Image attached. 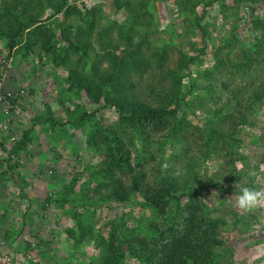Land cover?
Here are the masks:
<instances>
[{
    "label": "rangeland",
    "instance_id": "rangeland-1",
    "mask_svg": "<svg viewBox=\"0 0 264 264\" xmlns=\"http://www.w3.org/2000/svg\"><path fill=\"white\" fill-rule=\"evenodd\" d=\"M5 1L8 0H0V24L6 18ZM68 1L79 8L80 17L74 13L65 19L62 11L53 13L47 0L33 7L30 14L38 12L39 23L52 31H59L68 23L87 30V25L91 24L84 75L94 78V73L107 65L104 57L102 59L104 50H114L112 45L115 44L119 46L118 52L124 47L117 35V25L123 24L125 33L132 20H138L126 8H117L115 0ZM130 1L134 5L138 0ZM199 1L196 8L189 11L188 3L179 9L174 0H149L150 15H145L144 19L150 18V22L136 24V32L130 35L132 41H138L139 36L147 32L151 49H166L162 67L153 69L154 75L141 71L130 74L135 93L152 105L162 103V97L158 89H151L148 83L154 86L162 79L168 87L172 81L168 73L177 68L182 55L195 56L193 62L178 72L179 89L186 91L176 114L177 120L184 124L179 133L182 140L172 144L166 141L160 149H153L150 140L161 136L165 129H149L151 138L143 132H119L115 129L120 123L118 113L110 106L100 107L79 125L73 124L79 113H91L95 108L86 100L82 89L68 88L67 68L77 59L76 53L63 52L68 62L63 66L60 60L54 63L49 53L41 51L39 43L26 50L27 30L10 50L7 37L0 36V92L19 91L23 103V107L16 104L18 110L7 114L9 119L20 121L18 124L8 123V118L0 120L3 134L17 140L32 117L46 113L48 108L64 123L53 128L47 126L48 122L35 125L29 134L30 143L9 160L12 166L8 169L4 161L6 147L0 146V229L6 230L5 234L0 233V240L13 238L17 245L24 246L20 254L19 250L9 251L0 245V254L7 256L4 264H29V261L30 264H104L108 243L115 242L119 228L114 224L117 216L114 208L106 202L95 204L99 196L94 192L99 184L96 179L108 181L95 172L104 158V142L99 137L110 136L112 130L129 147L130 166L117 174L122 181L140 164L149 168L156 161L172 160L170 173L174 176L183 178L185 166L192 169L189 179L193 190L197 188V181L216 178L225 169L226 153L213 131L228 126L230 112L239 116L235 109L237 98L248 108L243 110V119L236 117L238 122L232 125L235 130L232 137L236 138L232 149L237 157L234 179L231 184H225L223 194L205 190L197 196L208 204L210 215L221 220L219 241L214 245L219 264H264V255L258 256V252L264 251V207L244 213L235 207L233 196L239 195L237 184L264 190V97L262 102L250 106L252 88L264 73V53L256 54L260 48L255 46L260 31L252 27L253 22L264 26L261 23L264 22V0ZM13 13L19 20L29 15L19 10ZM245 54L258 59L251 72H242L237 66L244 61ZM95 60L99 61V68L93 70ZM157 71L159 75H155ZM232 92L240 97H232ZM219 108L220 114L216 112ZM129 135L135 141L134 146L128 144ZM89 136L94 137L95 143H88ZM204 151L209 155L203 156ZM150 179H147L149 183ZM134 198L141 199L140 196ZM135 199H131L132 202H136ZM82 200L86 204L80 203ZM215 200L220 204H213ZM120 208L118 221L129 229L139 228V232H143L148 223L158 221L157 211L150 206L121 205ZM173 223L182 229L179 221ZM116 264L144 263L127 255Z\"/></svg>",
    "mask_w": 264,
    "mask_h": 264
},
{
    "label": "trees",
    "instance_id": "trees-1",
    "mask_svg": "<svg viewBox=\"0 0 264 264\" xmlns=\"http://www.w3.org/2000/svg\"><path fill=\"white\" fill-rule=\"evenodd\" d=\"M42 1H5L4 17L6 18L3 19L4 23L1 21L3 24H0V36L7 37V48L10 50L19 42L23 31L27 30L25 49L27 50V48L39 43L41 51L49 53L54 63L60 60V64L63 66L68 63L62 56L63 52L73 51L78 55L77 59H74L67 68L68 88L77 87L82 89L86 100L95 108L91 113H79L75 117L76 122H73V124L79 125L86 117H92L100 107L110 106L118 113L120 123L119 126L117 124L115 129L117 128L119 132L128 130L135 133L143 132L145 136L151 138L149 129H165L161 136L155 139L151 138L150 143L153 149H160L166 141L171 144L174 141H181L182 135L179 133L184 129V124H182V120H177L176 114L180 100L183 99L186 91L179 89L181 79L178 72L193 62L195 56L182 55L177 68L170 70L168 73L172 77L168 87L162 83L164 81L162 79L157 80L154 86L148 83V87L151 89H158V94L162 97V103L160 104L152 105L140 98L135 93V85L130 78V74H138L140 71L148 75H154L152 70L161 68L166 58L165 47L150 48L147 32L141 34L138 41H132L133 38L130 36L136 32L134 28L136 24L144 25L150 22V18L144 19L145 15H150L148 10L149 0H138L134 5L130 0H115L117 8H126L127 12L138 21L132 20L125 33L123 24L117 25V35L119 39L123 40L124 47L119 52L117 44L112 45L114 50L105 49L102 53V59L104 57L107 65L96 71L94 73L95 77L90 79L84 75V72L88 56L87 48L90 41L88 30L91 29V24L87 25V30L71 23H68L59 31L44 28L39 23V13L30 14L33 7L39 6ZM47 1L53 13L62 11L65 19L74 13H77L80 17L79 8L75 4L69 3L68 0ZM199 2V0H174L179 9L187 6L185 4L188 3L189 11H193ZM18 10L29 15L24 20H19V17L13 13ZM10 20H13V22L10 23ZM261 23L264 24V22ZM252 24L254 29L260 31V36L257 37L255 43V46L260 49L257 50L256 54L264 53V26L258 25L256 22ZM233 28H236V26ZM95 61L92 65L93 70L99 68V61ZM256 61H258L256 56L245 54L244 61L237 66L240 67L242 72H251V67L257 65ZM159 73L157 71L155 75H159ZM258 81V84L252 88L253 91L251 90L250 106L262 102L264 97V73ZM246 92L247 87L244 89L243 94L245 95ZM4 94L10 105L7 112H0V120L6 121L8 118V123L18 124L20 121L9 119L11 117H8L7 114L15 112L16 109L18 110V106L23 107V103L20 102L21 94L19 91L12 94L5 92ZM231 96L234 98L240 97L235 92H232ZM241 100L237 98L235 102V109L239 116L234 112H230L231 117L228 126L226 128L219 127V131H213L215 137L219 138V145L221 143V147L224 148L226 153L224 157L225 165H223L225 169H222L216 178L210 177L203 180V182L197 181V188L193 190L190 189L192 182L189 179L193 175L192 169L185 166L186 174L183 170V178L174 176L170 173L173 165L172 160L167 161L170 166L166 170L162 168L163 163L166 161H156L149 168L148 166L147 168L141 167L144 165L140 164L139 168L134 169L131 173L129 172L122 181L120 177H117V174L123 172V168L130 166L129 147L112 130L110 136L103 134L99 137L104 142V147L102 146L104 158L101 161L100 168L95 172L101 174L108 181L99 182L96 179L99 184L96 185L94 192L98 193L99 196L95 199V204L99 205L106 202V204L112 206L115 213H117V216H115L117 220L113 219L114 224L118 225L119 228L115 242L111 240L108 243V252L104 258V264H116L127 255L142 261L144 264H219L218 254L214 252V245L219 241L218 227L221 220L210 215L208 204L199 200L197 194H204L203 191L205 190L208 193L216 191L223 194L225 184H231L230 182L234 179L237 157L234 149H232L234 146L233 141L236 140L234 135L232 137V133L235 131L232 125L238 122L236 117L243 119V110L248 108V105L241 102ZM67 110L70 111V109ZM216 112L220 114L221 108ZM172 119L175 120L172 121ZM46 122H48L47 126H50V128H53L56 124H64L61 122L60 117L48 108L46 113L32 117L31 123L22 128L20 134H18V139L15 141H13L10 134H3V129H0V146L6 147L7 156L4 161L7 162V169L12 166L8 163L9 160L16 153L22 152L30 143L29 134L34 126ZM150 125L151 127L147 129ZM208 133L214 136L212 133ZM89 137L87 139L88 143H95L94 137ZM127 140L129 145H135L132 135H129ZM5 144H10V146L7 147ZM207 155H209L208 151H204L203 156ZM148 178H151V183L147 181ZM177 191L178 193H176ZM137 196H140L141 199L134 198ZM131 199H135L136 202H132ZM183 199L185 200L182 201ZM80 203L86 204L83 200ZM170 203L171 206L168 207ZM92 204L94 203H89V205ZM213 204H220V202L215 200ZM121 205H124V207L150 206L157 211L158 221L148 223L142 229L143 232H139V228L129 229L118 221ZM174 220L179 221L182 229L177 228V225L173 223ZM171 223L173 224L170 225Z\"/></svg>",
    "mask_w": 264,
    "mask_h": 264
},
{
    "label": "clouds",
    "instance_id": "clouds-1",
    "mask_svg": "<svg viewBox=\"0 0 264 264\" xmlns=\"http://www.w3.org/2000/svg\"><path fill=\"white\" fill-rule=\"evenodd\" d=\"M169 166V163L165 162L163 163L162 168L166 170ZM236 189L238 190L239 195L234 194L233 196L235 199V207L239 210L244 213H250L260 207H264V190H257L246 186L239 187L238 184L236 185ZM259 255H264V251L258 252V256Z\"/></svg>",
    "mask_w": 264,
    "mask_h": 264
},
{
    "label": "crops",
    "instance_id": "crops-1",
    "mask_svg": "<svg viewBox=\"0 0 264 264\" xmlns=\"http://www.w3.org/2000/svg\"><path fill=\"white\" fill-rule=\"evenodd\" d=\"M5 214V213H4ZM6 215V214H5ZM4 215V216H5ZM3 217V216H2ZM6 230H3V229H0V233H3V234H5L4 232H5ZM0 245L1 246H4V248H7V249H9V251H18L19 250V253L20 254H22V252H23V248H24V246L23 247H21V245H17V241H16V239H8V241H6V240H4V239H2V240H0ZM23 258V260L25 259L24 258V256H22ZM21 259V261H23ZM23 262H25V260L23 261ZM29 264H30V261H29Z\"/></svg>",
    "mask_w": 264,
    "mask_h": 264
},
{
    "label": "built area",
    "instance_id": "built-area-1",
    "mask_svg": "<svg viewBox=\"0 0 264 264\" xmlns=\"http://www.w3.org/2000/svg\"><path fill=\"white\" fill-rule=\"evenodd\" d=\"M9 102L6 100V95L2 92H0V110L3 112H7V108L9 107ZM3 123L0 121V129H3L2 127ZM7 262L6 255H0V264H4Z\"/></svg>",
    "mask_w": 264,
    "mask_h": 264
}]
</instances>
